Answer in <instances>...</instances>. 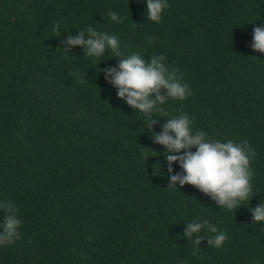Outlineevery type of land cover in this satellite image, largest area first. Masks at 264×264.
<instances>
[{"label":"trees","instance_id":"16d2710c","mask_svg":"<svg viewBox=\"0 0 264 264\" xmlns=\"http://www.w3.org/2000/svg\"><path fill=\"white\" fill-rule=\"evenodd\" d=\"M168 4L157 24L142 0H0V199L15 202L22 220L19 238L0 246V264H264V229L248 211L264 200V54L250 47L264 0ZM89 25L116 35L122 56L162 53L183 73L192 94L168 99L167 115L184 112L194 130L248 141L247 206L219 209L190 184L167 186L151 132L169 117L155 113L148 129L96 74L99 61L60 48ZM112 55L98 67L117 65ZM194 218L227 233L221 248L207 245L206 230L193 248L183 232Z\"/></svg>","mask_w":264,"mask_h":264},{"label":"clouds","instance_id":"9594fccd","mask_svg":"<svg viewBox=\"0 0 264 264\" xmlns=\"http://www.w3.org/2000/svg\"><path fill=\"white\" fill-rule=\"evenodd\" d=\"M142 2L146 7V20L160 23L169 6L168 0ZM109 18L115 23L123 22V17L116 12H110ZM59 23L57 21L53 25V31H58ZM76 46L82 48L84 57L93 58L94 62L99 61L95 67L96 74H103L105 82L115 89L117 99L146 117L145 127L152 129L157 123L155 113H160L161 117H169L159 132H151L153 143L164 148L169 180L167 186L178 189L177 185L183 187L190 184L215 201L219 209L234 211L248 205L254 196L251 195V161L255 155L253 149L247 140H221L210 137L203 130H194L192 118L187 113H165L163 105L168 99L184 100L192 93L189 85L182 79L183 73L168 69L164 54H154L147 61L138 53L122 56L117 36L97 31L91 25L79 30L76 35L68 34L60 48L68 55ZM250 47L264 54V25L253 27ZM106 51L119 57V62L115 66L100 68L98 65L102 60L99 58ZM161 89L164 90L163 94ZM174 164L180 171H174ZM0 211L4 213L0 219V246H4L19 238L22 220L13 201L0 199ZM248 211L253 224L259 222L260 228L264 229V200L249 207ZM184 224L183 236L192 242L194 249L200 248L204 236L201 233L205 230L211 234H205L208 237L207 245L215 248H221L228 238L226 232L218 230L208 220L194 218Z\"/></svg>","mask_w":264,"mask_h":264}]
</instances>
